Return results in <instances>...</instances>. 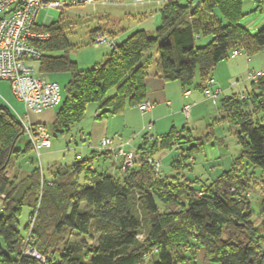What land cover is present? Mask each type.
<instances>
[{"label": "trees", "instance_id": "trees-1", "mask_svg": "<svg viewBox=\"0 0 264 264\" xmlns=\"http://www.w3.org/2000/svg\"><path fill=\"white\" fill-rule=\"evenodd\" d=\"M244 1L187 0L186 4H180L179 0H166L159 10L160 25L153 35L143 29L133 31L111 48L103 63L90 69H80L69 58L70 44L60 22L37 25L38 32L48 34L46 39L31 42L41 52L34 60L38 74L49 81V76L58 73L70 77L62 103L60 98L52 132L63 133L80 121L89 103H97L105 113H118L143 101L149 71L145 55L156 47V69L162 79L178 81L184 87L197 72L203 95L214 103L219 101L222 119L226 118L237 129L242 157L264 172V71H259V77L249 79L248 72L257 71L248 69L245 77L251 83V90L231 95H226V90L217 86L212 77L217 63L234 50L249 56L264 48V27L251 33L238 22ZM215 11L225 19V25L210 16ZM99 31L103 32L92 31L91 39ZM203 35L211 40L204 46H196V40ZM211 79L212 92L217 88L222 91L215 99L204 94ZM111 90L114 93L108 95ZM40 124L49 132L46 124ZM183 131L184 128L177 131L171 127L162 136L143 133L142 143L136 147L135 163L124 170L111 153L98 152L119 162V177L98 175L90 165L94 157L81 156L69 168L52 170L49 181L39 169L31 172L23 186L26 193H22L6 175V169L11 156L18 153L15 146L24 133L23 126L10 109L0 107V196H3L0 264H141L150 252L156 256L152 264H185L187 259L182 256L181 247L191 235L203 248L206 262L264 264V252L259 250L264 237L250 220L245 195L249 186L236 175L235 168L222 172L208 186L199 189L183 176L162 177L160 171L154 173L149 159L172 148L179 150L172 160L173 168L193 165V154L202 148V141L196 139L197 143L192 144L190 136H184ZM29 146L28 143L27 149ZM38 188L41 198L36 208ZM81 203L93 208L92 211L81 209ZM24 205L30 212L22 233L18 219ZM160 205L163 207L159 208ZM136 207L142 218L134 212ZM34 213L31 246L44 258L43 263L21 256ZM259 214L264 230V198L260 201ZM181 216L188 220L187 230L180 227ZM89 226L98 233L94 244L68 241L69 230L86 232ZM223 230L227 233L226 240L221 238ZM138 235H143V239ZM173 244L181 250L178 259L174 257ZM49 249L53 253L48 256Z\"/></svg>", "mask_w": 264, "mask_h": 264}, {"label": "rangeland", "instance_id": "rangeland-1", "mask_svg": "<svg viewBox=\"0 0 264 264\" xmlns=\"http://www.w3.org/2000/svg\"><path fill=\"white\" fill-rule=\"evenodd\" d=\"M165 2L166 0H152L147 4L134 5L130 0H121L117 4L106 6L72 5L62 10L40 9L37 13L35 22L37 25L41 26L44 24V19L46 17L50 18V20H48L50 23L60 22L65 37L70 44L69 51L67 52L69 58L75 62L80 69H90L101 64L104 58L109 54L108 51L102 50L104 45L101 46L100 50L94 48L90 37V32L94 28L98 25H105L108 22L107 17H118V27H116V29L122 28L124 30L138 26V29L144 28L145 31L148 30L146 31L147 34L153 35V28L160 25L159 10L164 6ZM186 2L187 0H179L180 4H186ZM197 2L198 0H193V3ZM213 16L221 21L222 25L226 24L225 19L220 13L215 11ZM140 17L150 18L141 22ZM238 22L251 33H255L259 28L264 27V2L258 4L255 0H245L242 4L241 17ZM210 40V36L203 35L196 40L195 44L196 46H204ZM61 54L62 52H57V55ZM154 56L157 58L156 47L151 48L145 55V58L148 60V66L150 67L153 66L155 62ZM247 56L245 52H241V58L243 60L232 72L230 70V72L227 71V68L223 67L226 62H221L216 72L215 69L213 70L212 75L215 72L219 77H222L220 80L221 87H232L231 92H225L226 95L238 94L245 89L247 91L251 90V83L246 80L245 77L248 69L264 71V48L249 55V60H247ZM223 61H227L228 63L232 62L229 56L223 59ZM30 64L35 70L38 68L37 62L33 61ZM223 73L224 75H222ZM49 79L58 84L62 103L65 99L66 87L70 79L69 75L67 73H58L49 76ZM237 83H239V85H237ZM183 88L192 91L190 100L194 102L191 106L190 116L187 119L184 118L180 111L184 102L181 97ZM113 93L114 90H111L108 95H112ZM8 97V102L18 112V115L22 116L25 121L46 124L51 135L50 151L44 152L41 150L40 157L38 158L30 146L27 149L28 139L23 133L15 146L18 153L11 156L6 169V175H13L11 177H14V180L18 178V175L22 176L25 175V172L31 173L39 169L45 180L49 181L52 179V170L71 167L76 163L77 154L81 155L83 159L90 158L92 155L91 149L82 147L84 146L83 143H86L83 142V135V137H87V142H90V144L92 143V146L95 147L94 151L97 152L96 158L90 162L95 172L98 175L104 174L119 177L121 173L118 169L113 168L112 165L114 162L113 157L98 153L101 152V150L96 147L99 142V137L104 133L111 137L122 136L127 138L126 140H129L130 146H134V139L138 137V139H141V133L139 135L137 133V137H135V135L132 138H128L132 132H136V129H131L132 127L125 124L124 121L126 117L127 119L129 118L128 120L131 123L141 119L140 113L134 106H126L123 110L127 111L125 112L126 116H122L121 113H123V111L118 113H105L106 110L100 109L97 103H89L86 106L84 117L80 121L70 125L63 133L54 134L51 127L55 122L56 113L61 103L57 106L46 108L39 113L29 112L28 115H26L24 104L15 96L10 95ZM2 106L9 109L7 103ZM173 106L175 112L166 120L169 125L165 133H167L171 127H174L177 131L184 128L183 135L190 136L192 144L197 143L196 139H201L202 148L194 152L193 165L179 170H176L171 165L174 156L179 154L177 148L156 153L154 158L160 161V176H175L179 178L183 176L185 179L193 181V186L199 189L202 186H208L222 172L235 168L236 175L246 181L249 186L248 192H246L245 195L249 201L250 220L253 222L255 228L258 229L257 233L264 237V230L262 229L261 217L259 214L260 201L264 198V172L242 157L241 146L237 139V129L227 123L226 118L222 119L219 101L214 103L211 100L204 99L197 72L189 84L184 85V87L180 86V88L176 87ZM262 124H264V120ZM80 131L83 132V135ZM145 132L152 133L151 131H144L143 133ZM138 139H136V141H138ZM130 146L126 148H130ZM236 161H238L237 165H235ZM15 172L16 174L14 175ZM38 174L41 178L39 172ZM25 181L27 180L21 178V180L19 179V182L15 184L18 190H22V193H26V188L23 187ZM36 196L38 200L35 207L37 208L39 207L41 198L39 188L36 192ZM2 206L3 203L0 202V207ZM80 207L81 209H91L87 208L84 203H81ZM162 207V205L159 206V208ZM92 209L90 211H92ZM177 211L180 212V209H177ZM29 212L30 208L24 205L18 219L22 233H24V227L27 220H29ZM134 212L142 218L141 211L138 207L135 208ZM179 223L180 227H184L186 230L187 227H189L188 220L184 216H181ZM193 233L195 232L193 231ZM97 237L98 233L93 230L92 226H89L86 232L69 230L67 235L68 241L80 245L94 244ZM221 238L224 240L227 239V233L224 230ZM172 248L176 259L181 255L182 250V256L187 259L185 264H215L206 262L203 259V248L197 242L194 235H191L187 239V242L182 245L181 250L177 244H173ZM259 250L264 252V243L260 245ZM49 252L50 254H48V256L53 253L51 249H49ZM155 257V253L150 252L145 256L141 264H152Z\"/></svg>", "mask_w": 264, "mask_h": 264}, {"label": "built area", "instance_id": "built-area-1", "mask_svg": "<svg viewBox=\"0 0 264 264\" xmlns=\"http://www.w3.org/2000/svg\"><path fill=\"white\" fill-rule=\"evenodd\" d=\"M121 0H0V80L8 81L11 85L14 96L20 100L25 107L26 112L39 113L42 110L54 107L60 102V90L56 83L47 80L38 74L37 70L30 64L41 56V52L31 43L32 41L46 39L48 34L36 30L35 22L37 13L40 9H64L72 5H91L106 6L117 4ZM134 5H143L152 0H130ZM94 47L106 45L114 48L113 39L109 38L103 32H95L91 39ZM238 54V50L232 52ZM261 72H248V78L259 77ZM213 80L208 81V87L204 89V94L209 98L215 99L222 93L217 88L214 92L210 89ZM189 91H184L188 95ZM136 107L144 112L152 107L148 100L140 101ZM184 116L190 115V104H185L182 108ZM23 126V132L28 139L31 149L40 156V151L50 147L51 135L43 124H33L17 116ZM152 124L144 126L142 130L150 131ZM150 135V134H149ZM129 140L115 142L111 137H101L97 148L102 151H108L114 159L120 160L121 169H127L133 166L137 157V148L130 146ZM77 159L81 155L76 156ZM179 161L180 158L178 157ZM154 173L160 169V161L154 157L149 159ZM41 180V185H42ZM36 213L30 218L29 230L26 234L24 247L21 256L31 257L40 263L44 258L32 248L31 229L35 220ZM143 239L142 235H138Z\"/></svg>", "mask_w": 264, "mask_h": 264}, {"label": "crops", "instance_id": "crops-1", "mask_svg": "<svg viewBox=\"0 0 264 264\" xmlns=\"http://www.w3.org/2000/svg\"><path fill=\"white\" fill-rule=\"evenodd\" d=\"M210 16H213V14H210ZM148 18H150V17H140L141 22L143 20H148ZM48 20H50V18L46 17L44 19V24L49 23ZM107 20H108V22L105 25H98L92 31H95L96 29L102 30L103 32L106 33V35L109 38L113 39L115 44L121 43L130 33H132L135 30H138V26H134L133 28H128V29H124V30L122 28L116 29V27H118V17H107ZM157 27L158 26H155L153 28L154 32H155V29ZM141 29L145 30L144 28H141ZM146 31H148V30H146ZM91 32H90V37H91ZM116 32H117V34H116ZM101 46L94 47V48H96L97 50H100ZM102 50L108 51L109 54L111 52V48L106 46V45H104V48ZM109 54L104 58L103 62L108 58ZM229 58H231L232 62L228 63L227 61H223V60L219 61L215 67V72H216L219 64H221V62H226V63H224L225 65L223 67L227 68L226 69L227 71L230 70L232 72V70L237 68V65H239V63H241L243 60L241 58V53H239L236 56H234L230 53ZM156 59L157 58H155V56H154L155 62L153 63V66H151V67L149 66L150 68H149L148 74L145 78L146 96H145L144 100H148L149 102L152 103L151 109H149L148 111L142 112L136 106H134L137 109V111L140 113L141 119H139L138 121L133 122V123H131L128 120L129 118L127 119V117H126V120L124 119L125 124L130 125L132 127L131 129H136V132H132V134L128 138H130V137L132 138L135 135H136L135 137H137L141 133V139H138L139 138L138 137V138H136V139H138V141H136V139L133 140L136 143V144L134 143L135 147H138L142 143V133L144 132L142 129L144 126L148 125L149 123L152 124L151 132L153 134H155L157 136L164 135L165 130L167 129V126L169 125V124H167L166 120L168 119V117L172 116V114L175 112V110L173 109V107H174L173 106L174 92L176 90V87L180 88L181 84L178 81H169V82L164 81L162 79V77L160 76V74L157 72ZM247 60H249V58ZM257 71H261V70H257ZM215 72L212 75V77H213L216 85L219 86L220 88L226 90L227 92L228 91L231 92L232 89H229V87H221V81L220 80L222 79V77H219L217 75V73H215ZM222 75H224V73ZM187 90L189 91V94L186 96L183 94L184 91H181V97H182V100L184 101L182 104V107L180 109L182 114H183L182 108L185 104H190V110H191V106L194 104V102H191L192 100H190L191 96H192V91L189 89H187ZM10 95L14 96L10 83L8 81H5V80H0V107H2V105L7 103V105L9 106V109L16 115V117L19 116L23 119V117L18 115L17 114L18 112L8 102V98H9L8 96H10ZM203 97H204V99L209 100L204 95H203ZM25 112H26V110H25ZM125 112H127V111L125 110V111H123V113H121L122 116H126ZM26 115H28V112H26ZM183 116H184V114H183ZM184 118H185V116H184ZM185 119H187V118H185ZM80 133L83 135L82 131H80ZM137 133H138V135H137ZM152 133H150V134H152ZM104 136L111 137V136H108L106 133H104L99 137V139L101 137H104ZM111 138H113L115 142L123 141V140L127 139V138L122 137V136H114ZM83 139H85L83 142H86L87 144L83 143L84 146H82V147L91 149L92 155L90 157H94L93 159H95L96 153L92 152V151H94L95 147L92 146V143L90 144V142H87V137H84ZM50 148H51V144H50L49 148L43 149V151L48 152V151H50L49 150ZM118 164H119V162L115 163V160H114V162L112 163L113 168L117 169ZM16 172L14 173V175L16 174ZM26 173L27 172H25V175H22V176L18 175V178L16 180H14V177H11L13 175H11L9 177L14 182V184H16L17 182H19V179L20 180H21V178L26 179V177L30 174V173H27V174ZM2 200H3V196H0V202H2ZM1 208L2 207H0V209ZM20 229H21V226H20Z\"/></svg>", "mask_w": 264, "mask_h": 264}]
</instances>
